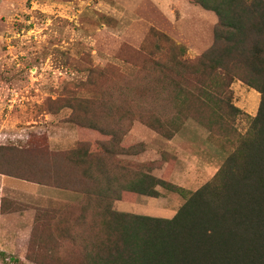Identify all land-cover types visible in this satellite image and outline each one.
I'll list each match as a JSON object with an SVG mask.
<instances>
[{"label":"trees","instance_id":"trees-1","mask_svg":"<svg viewBox=\"0 0 264 264\" xmlns=\"http://www.w3.org/2000/svg\"><path fill=\"white\" fill-rule=\"evenodd\" d=\"M186 1L216 17L212 45L198 58L185 59L187 42L143 0L139 16L149 8L158 20L146 39L156 53L175 52L166 62L149 57L154 75L119 84L100 75L89 84L96 96L51 100L60 102L56 112L69 110L63 123L76 132L71 149L0 145V175L82 195L73 205L35 209L29 262L264 264V0ZM235 81L257 92L259 105L211 181L190 192L167 181L169 167L156 177L121 159L146 150L127 142L134 122L171 140L192 119L229 140L226 129L240 114L230 103ZM158 187L183 199L170 219L113 209L115 201L158 198ZM6 204L1 213L18 210Z\"/></svg>","mask_w":264,"mask_h":264},{"label":"rangeland","instance_id":"rangeland-1","mask_svg":"<svg viewBox=\"0 0 264 264\" xmlns=\"http://www.w3.org/2000/svg\"><path fill=\"white\" fill-rule=\"evenodd\" d=\"M149 1L187 42L185 59L193 61L211 47L213 13L186 0ZM142 2L0 0V145L25 147L42 142L52 150L69 149L75 144L73 126L63 123L69 110L56 112L60 102L52 104L51 100L96 96L89 84L100 83V75L113 84L154 75L149 57L168 60L175 52L156 53L154 39H146L145 33L158 20L149 8L139 16ZM259 99L257 92L242 83L231 85L230 103L240 114L226 129L227 141L217 140L192 119L171 140L134 122L127 142L141 143L146 150L138 157L121 159L144 166L156 177L169 167L167 181L193 192L213 179L237 136L245 134ZM4 184L0 194L7 197L3 200L9 209L16 207L18 213L0 217V264H35L26 259L35 209L73 205L82 195L34 184H21L26 190L17 193L14 186ZM30 187L44 194L43 198ZM157 191L158 198L138 196L134 205L118 202L113 209L172 218L183 199L161 187Z\"/></svg>","mask_w":264,"mask_h":264},{"label":"crops","instance_id":"crops-1","mask_svg":"<svg viewBox=\"0 0 264 264\" xmlns=\"http://www.w3.org/2000/svg\"><path fill=\"white\" fill-rule=\"evenodd\" d=\"M75 143H76V132H75ZM132 144H135V143H132ZM75 146V144L72 146V147H70L69 149H71V148H73ZM65 150H68V149H65ZM0 180H1V187L2 188H0V191H2L3 190V187H4V182L7 184V186H9V187H12V186H14L15 188H16V192L18 193L19 192V190L20 189H22V190H26V186H22L21 184H28V185H31L32 186V184L31 183H27V182H24V181H21V180H17V179H14V178H9V177H5V176H2V175H0ZM34 185H36V184H34ZM30 189L32 190V189H34V188H31L30 187ZM33 191H35L36 192V194L38 195L37 197H40V198H43V196H44V194H42L41 192H38V191H36L35 189L33 190ZM15 191L13 192L14 194H17ZM3 198H7V197H5L3 194H0V207H1V201H2V199ZM137 198L138 197H136V199L134 200V202H123V201H115L114 203V205L116 206L117 205V203L118 202H123V203H128V204H131V205H134V203H135V201L137 200ZM154 199V198H153ZM14 200H16V199H14ZM18 202V201H17ZM6 208L8 209L9 208V205H6ZM115 211H117V210H115ZM117 212H119V211H117ZM18 212H11V211H6L5 213H1L0 212V217H6V216H8V215H15V214H17ZM122 213V212H121ZM130 214V213H129Z\"/></svg>","mask_w":264,"mask_h":264}]
</instances>
